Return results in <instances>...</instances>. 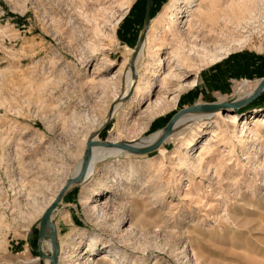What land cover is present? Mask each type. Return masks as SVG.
<instances>
[{
	"label": "rangeland",
	"instance_id": "obj_1",
	"mask_svg": "<svg viewBox=\"0 0 264 264\" xmlns=\"http://www.w3.org/2000/svg\"><path fill=\"white\" fill-rule=\"evenodd\" d=\"M168 2L0 0V264H45L38 247L45 255L52 249L38 240L40 217L81 160L94 130L99 141L146 142L179 109L231 101L242 80L264 76V23L259 20L240 33L227 25L222 42L228 53L212 62L210 54L216 50L210 43L207 52L193 54L189 66L180 71L179 83L195 77L196 86L180 91L165 112L147 119L141 112L147 103L143 102L141 110L131 113L133 99L125 105L124 115L102 124L122 92L124 59H130L144 28ZM243 35L242 44L230 42L232 36ZM108 61L114 66L104 71ZM111 76L112 81L104 80ZM177 84L171 81L169 89ZM153 91L151 99L162 94L158 82ZM237 111L262 113L254 121L239 118L249 126L257 124L259 133L247 137L246 150L230 136L229 122L228 133L211 137V130L222 124L219 117H211L198 133L189 126L150 153L120 152L95 162L88 178L71 184L51 213L58 257L70 252L72 260L76 253L86 252L91 235L100 246L123 255L116 264H264V90ZM179 129L174 127L173 132ZM222 137L230 147L218 141ZM205 139L217 149L213 157L217 167L201 164L198 171L178 165L177 154L191 157ZM188 141L196 143L192 149L186 147ZM111 172L116 176L110 181ZM195 188L201 204L192 203ZM102 190L107 191L102 199L106 211L97 220L88 208ZM123 228L130 230L124 234ZM76 236H83L80 245H73ZM89 258L96 264L111 263L101 254Z\"/></svg>",
	"mask_w": 264,
	"mask_h": 264
},
{
	"label": "bare ground",
	"instance_id": "obj_2",
	"mask_svg": "<svg viewBox=\"0 0 264 264\" xmlns=\"http://www.w3.org/2000/svg\"><path fill=\"white\" fill-rule=\"evenodd\" d=\"M128 5L129 4L125 6L126 9L128 8ZM182 8L184 9L181 11ZM114 10H117V9H114ZM183 12L185 13L184 16H183ZM259 20H261V22L264 23V0H169V2L164 5L163 9L156 16L150 19L147 28H144L143 33L140 37V42L138 46L135 48V50L133 49L134 51H131L132 54H130L131 56H129L130 59H128V61L127 59H124V61H126L125 62L126 64H125V70H124L123 76L121 74V76L123 77L122 92L121 94L119 93L120 95L115 97V100H114L115 103L111 107H109L108 114L102 121V124H104L109 119H113V118L118 119L121 115H124L125 105L128 104V102L133 101V99H134L133 101L134 104L131 107V111H130L131 113L133 111L137 112L138 110H141L142 103L147 102L145 107L141 110V112H145L147 119H153L157 115L162 114L163 112H165L169 104L175 103L177 101L178 93L180 91L184 90L185 88L188 89V88H193L196 86L195 77L191 78L188 81H185L184 83H179L181 76H183L181 75L180 71L185 70L187 68V65H188L187 61L189 60L190 57H192L193 54H198L199 50H201L202 52L203 51L207 52L208 50H206V47L210 43H214L215 45L214 50H216V52L210 54L209 59L212 62L220 60L225 54L228 53V50H226L227 46H225L224 43L222 42L224 38L223 35L226 34L223 32L224 28H226L227 25H232L233 29L231 30H233L234 33H236V31H238L239 33L245 32L244 29H246L248 25L252 24L254 26L255 25L254 23H258ZM225 36H227V34ZM233 36L230 39V42H232L233 44H237V45L242 44L244 42V38H246V36L244 35L241 38H238V37L234 38ZM238 36H241V35H238ZM162 55H165V56L162 57ZM202 55L203 54H201V56ZM113 66H114V61L106 62L104 65V71L111 70ZM261 78H257L254 81L242 80V82L238 84V86L236 87V91L238 94V96H236L237 98L232 99L231 101L243 100L249 97L251 94H253ZM113 79H114V76L104 77L105 81H112ZM176 80L178 81V84L175 85L173 89H169V86H168L169 83L171 81H176ZM140 81H142L141 86L139 85V83L141 84ZM157 82L162 91L161 92L162 94L160 95L158 94V96L156 95L154 99H151L154 94L153 85ZM167 93L171 95L166 96L165 94ZM224 100L225 99H220L219 102L220 101L224 102ZM215 103H218V102H215ZM202 104H207V103H197V104H192V105H202ZM227 109H230V108L222 107L215 111H208V112L188 111L184 113L175 122L173 126V128L178 126L180 127V129L177 132H173V129H172V132L166 137V139H170L175 134H178V135L181 134L183 131H186L185 130L186 128H189V126H192V125H194L192 131H194V133H198L199 131L202 130V128H205L207 126L206 119L211 118V117H219L222 121V124L216 126L217 130L216 129L211 130V137H216L219 134L228 133L229 126L227 125V122H229L232 125V131L230 132V136L232 137L234 136L236 141L240 145H243V148H244L249 142V139H247V137H249L250 139L251 137L255 138L259 135V133L256 127L257 124L256 125L252 124L251 126H249L247 124V120L239 121V118L245 116L244 119H246L248 116V117H251L254 121L255 118H257L258 115H262V113L259 111H249L246 113L239 114V112L237 111L239 109L235 111H226ZM262 123L264 124V119L262 120ZM163 131H164L163 128L156 130L151 134L149 141L140 142V141H137L136 138H129L127 139V141H119L117 138H113L111 140L99 141L95 135L96 130H94L93 131L94 133L91 135L90 139L97 141L101 143L102 145L91 146V158L89 161L87 171L74 184H80L84 182L88 178V176L92 173L94 163L97 162L99 159L105 158L112 154H119L120 152L129 153L117 147L108 146L107 144H109L110 142H113V143L124 142L133 147H144V146H148L151 143H153L163 133ZM209 141L211 140L210 139L203 140L200 145L201 148L197 150V153H195L194 155H191V157H188V155L183 156V153L180 155L176 153L177 154L176 160L178 162V165L180 166L190 165L191 167L194 168V170H198L200 168L199 165L200 166L203 165V167L205 168L207 167L210 168V166H212L213 164V157L214 155H216L217 149H214V147H212ZM218 141L219 142L222 141V143L227 144L228 147L231 146V142L224 137L220 138V140ZM195 144L196 143L193 141H188L186 143L187 146L186 145L185 146L188 149H192L195 146ZM247 148L249 147L248 146L245 147V150ZM161 152L163 153L164 150H161ZM82 153H83V156L81 160L76 165L71 175L67 177L63 182H61L57 192L54 194L53 197H51V199L45 206L44 210L54 200L59 190L64 186L66 180L68 178L76 176L80 172L83 159L85 156V148ZM134 155H143V154H134ZM247 157L249 156L246 155L243 158H247ZM244 160L245 159H242V161ZM238 161L237 162L235 161V162L238 163ZM213 166L215 165L213 164ZM201 168L198 171H200ZM216 169L217 168H215L214 170ZM115 176H116V172H111L108 175V179L111 181L114 179ZM21 179L20 181H22ZM24 184L22 185L24 186ZM193 190H194L193 191L194 199L192 198L193 199L192 203L201 204L202 200L200 198L201 195H199L198 189L195 188ZM106 193L107 191L102 190V191H99L98 193H95V195L91 198L93 203L89 204L88 209H90L95 214V216L98 217L97 220L101 219V218L99 219V217H102V219L104 217L106 206H105V202L102 199L104 196H106L105 195ZM31 195L32 193L31 191H29L26 193L25 197L29 199ZM188 197L191 198V195H189ZM129 230H130L129 228H123L121 231L126 232ZM46 233H48V229L46 230ZM114 236L117 237V235H114ZM87 238H88V241L86 244L89 247L87 248L86 252L80 251L79 253H76L74 256V259L72 260H71L72 255L70 257L68 256L70 252H68L69 254L68 253L64 254L66 255L67 258L60 254L59 257L57 256V264L60 263L61 259L65 261V264H96L93 261L94 259L89 258V257L99 255V254H101V256L104 257L103 258L104 261H110L112 264L114 263L116 264L118 261H121L123 259L122 257L123 255L122 256L118 255L116 251L117 249L114 250V248L112 249L106 245L100 246L99 244H97L96 236L90 235ZM82 239H83V236L73 237L72 238L73 245H75V243L76 244L82 243ZM42 240H45L47 244L51 246V242L48 237L44 236ZM66 240L64 242H66ZM122 242H124V240ZM60 246L62 245H59V247ZM51 249H52V246H51ZM60 252H63V251H60ZM44 262L45 264H49L50 260L48 258H45Z\"/></svg>",
	"mask_w": 264,
	"mask_h": 264
},
{
	"label": "water",
	"instance_id": "obj_3",
	"mask_svg": "<svg viewBox=\"0 0 264 264\" xmlns=\"http://www.w3.org/2000/svg\"><path fill=\"white\" fill-rule=\"evenodd\" d=\"M264 89V76L261 78L260 82L258 83L256 89L254 90L253 94H251L249 97L239 100V101H224V102H218V103H207L202 105H191L184 108L179 109L176 111L166 122L164 125L163 133L150 145L144 146V147H133L127 143L120 142V143H113L110 142L107 144L108 146L117 147L119 149L125 150L131 154H146L149 152H152L156 150L162 142L166 139V137L172 132L173 126L175 122L186 112L188 111H199V112H208V111H215L219 108H230L232 111H235L237 109H240L241 107L245 106L246 104L253 101L257 96L263 91ZM93 145H102L101 143L91 140L90 138L86 140L85 142V156L83 159V163L80 169V172L71 178H68L64 184V186L59 190L54 200L51 202V204L44 210L43 214L41 215L40 221H39V228H38V240L41 241L44 236L48 237L51 246H52V254L51 255H45L41 252V250L38 247V253L43 258H48L50 260L49 264H57V256H58V246L55 239V229L53 224L51 223L50 216L53 210L57 207L59 201L61 200L64 192L68 189V187L77 182L82 175H84L87 171L89 161L91 158V146ZM48 229V233H46V230Z\"/></svg>",
	"mask_w": 264,
	"mask_h": 264
},
{
	"label": "crops",
	"instance_id": "obj_4",
	"mask_svg": "<svg viewBox=\"0 0 264 264\" xmlns=\"http://www.w3.org/2000/svg\"><path fill=\"white\" fill-rule=\"evenodd\" d=\"M201 74V73H200ZM202 75V74H201ZM199 81H200V75H199V77H198V79H197V83H198V85H199ZM198 85H197V87L196 88H198ZM195 89V88H194ZM193 89V90H194ZM192 98H194V96L192 97V96H189V100H191Z\"/></svg>",
	"mask_w": 264,
	"mask_h": 264
}]
</instances>
